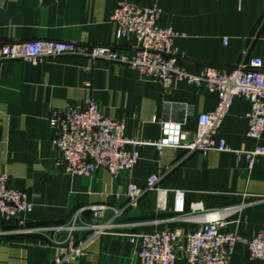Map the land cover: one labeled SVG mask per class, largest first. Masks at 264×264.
<instances>
[{
    "label": "crops",
    "instance_id": "0c3cea01",
    "mask_svg": "<svg viewBox=\"0 0 264 264\" xmlns=\"http://www.w3.org/2000/svg\"><path fill=\"white\" fill-rule=\"evenodd\" d=\"M120 3L158 8V24L177 34L173 46L182 56L177 63L191 74L208 68L229 70L255 58L264 66V0H0V44L43 40L114 45L118 53L133 57L136 39L117 40L110 21ZM88 98L106 117L123 120L125 136L141 144L161 139L159 121L178 117L174 104L190 106L184 128L193 132L198 114L212 112L218 103L217 94L205 88L176 82L165 89L142 71L107 60L63 54L37 64L3 62L0 171L8 175L10 187L28 194L33 209L2 225L7 234L0 237V264H51L57 253L67 251L88 233L76 231L66 241L64 234L23 230L65 225L93 204L121 210L118 227L88 243L85 253L69 264H140L138 246L129 242V236L166 228L197 229V224L169 222L175 216L174 190L185 192L187 212L193 204L220 210L264 197V156L250 168L244 156L234 153L264 144V139L247 134L248 99L234 100L216 134L233 152L188 154L182 148L139 145L140 158L130 173L114 177L99 169L88 176H70L57 166L49 119L53 111L67 105L84 106ZM160 173L164 174L160 186L169 192L167 210L158 209L155 192L127 207L128 186L145 187L150 176ZM79 216L85 223H94L90 211ZM21 220L24 226L19 225ZM226 221L224 231L243 239L264 234V201ZM232 262L264 264L248 257L244 243L236 245ZM174 264L188 263L178 259Z\"/></svg>",
    "mask_w": 264,
    "mask_h": 264
},
{
    "label": "built area",
    "instance_id": "2783aa9c",
    "mask_svg": "<svg viewBox=\"0 0 264 264\" xmlns=\"http://www.w3.org/2000/svg\"><path fill=\"white\" fill-rule=\"evenodd\" d=\"M160 10L156 7L141 8L135 4L120 3L111 14L110 21L116 28V39L129 36L136 39V54L128 57L118 53L114 45L76 44L72 42L29 40L18 43L0 44V65L5 61L20 60L37 64L45 58L63 54L87 57L90 60H107L127 64L158 81L165 89L176 82H187L197 88H205L218 96V103L212 112L197 116V129L184 128L192 110L186 104H174L178 117L166 116L159 121L161 139L155 143H140L125 136L123 120L106 117L98 104L88 98L85 105H67L52 112L49 125L54 132L53 144L58 151L57 166L70 176H88L99 169L107 170L117 177L130 173L140 154L139 145H155L182 148L193 152L232 151L224 141H218L216 134L228 115L236 98L251 102L247 114L248 136L255 140L264 139V66L259 58L248 64H240L229 70L208 68L200 74H191L178 65V54L173 43L177 34L170 28L158 24ZM89 87V85H88ZM153 121H156L154 118ZM233 152V151H232ZM244 156L252 168L259 157L264 156V144L253 150L234 151ZM163 173L148 178L145 187L130 184L126 193L127 207H134L149 192L157 194V207L167 210L168 190L160 186ZM173 212L169 222L199 225L197 229L185 232L182 229L155 231L139 236L131 235L129 242L138 246L140 264H174L182 259L188 264H233L232 258L238 243L247 247L248 257L264 261V234L243 239L234 233L224 231L227 218L244 211L247 207L264 201L258 198L252 203H241L220 210H205L200 204H193L186 211V197L182 190L173 192ZM120 195L116 198L120 199ZM33 209L28 194L9 186V177L0 171V237L7 234L2 225L22 218ZM90 211L94 223L80 220V213ZM109 212L110 217H107ZM122 211L106 204H93L74 214L69 223L54 227L32 228L26 233L53 232L64 234L65 240L74 232L82 230L88 236L57 253L51 264H69L85 253L88 243L118 227L117 220ZM24 226L23 220L19 221ZM19 231V232H23Z\"/></svg>",
    "mask_w": 264,
    "mask_h": 264
}]
</instances>
